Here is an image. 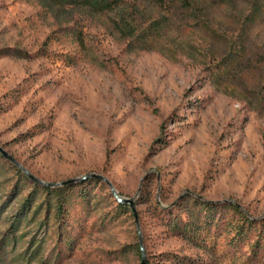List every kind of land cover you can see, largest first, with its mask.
Listing matches in <instances>:
<instances>
[{
	"label": "rangeland",
	"instance_id": "374dc122",
	"mask_svg": "<svg viewBox=\"0 0 264 264\" xmlns=\"http://www.w3.org/2000/svg\"><path fill=\"white\" fill-rule=\"evenodd\" d=\"M4 49L31 57H0V147L44 183L95 173L117 195L74 183L59 218L54 198L37 213L38 191L25 216L35 182L0 152V264H142L143 252L150 264H264V225L257 256L255 233L240 252L226 234L201 249L157 209L186 217L179 205L195 196L264 221V0H138L102 15L0 0ZM118 198L134 209L119 214Z\"/></svg>",
	"mask_w": 264,
	"mask_h": 264
},
{
	"label": "trees",
	"instance_id": "16d2710c",
	"mask_svg": "<svg viewBox=\"0 0 264 264\" xmlns=\"http://www.w3.org/2000/svg\"><path fill=\"white\" fill-rule=\"evenodd\" d=\"M49 5L55 9L58 8L64 11L78 10L82 12H87L92 15H102L104 13H115L117 10H121L126 13V6H128L133 1L138 0H46ZM128 25L124 24L121 27L123 33H127L129 37L134 38L137 33V27H133L130 22H127ZM162 21L153 22L149 29L141 33L138 37L141 39L140 42L145 46H148V42L144 41L149 36H154L159 33ZM78 38L83 40L82 35L78 34ZM82 42V41H81ZM144 50H147V47H141ZM3 56H13L18 58H29L30 54L27 52L21 51L19 49H4L0 50V57ZM4 157L2 156V159ZM6 158V157H5ZM7 159V158H6ZM16 166V165H15ZM14 165V168L19 175L25 181L30 179L24 175L23 171L19 168L17 169ZM78 185L72 183L67 184L61 188H51L49 186H43L38 183L33 185L36 187V191L30 194L25 200V203L22 207L20 214H26L32 209V205L36 202V195L38 191L46 193L47 197L45 199L46 203L44 206H41L39 213L44 207L53 208V201L50 198L60 200L57 204L56 215L61 218L63 216V204L65 203L62 200V196L65 191L75 189L76 186L84 185L86 183H102L101 180L97 178H88L81 182ZM76 185V186H75ZM143 200H147L149 195L148 189L143 193ZM83 196H87L85 193ZM181 208H184V212H187V216L174 214V212L161 209L159 206L157 209L161 213H167L170 217L165 223L166 227L170 229L173 235H176L182 240L193 244L199 248H207L209 242L212 241V238H215L216 235L222 237L224 234L227 235V246L229 250L235 252H240V245L243 243H251L249 241L253 234L257 235L256 242L252 245L251 253L254 256H257V253L261 250L262 244L260 239L263 238V232H261V226L264 225V221H258L252 218L247 212L242 210V208L234 202H224V203H213L211 201H206L203 198H198L195 196H187L182 199L180 203ZM181 210V209H180ZM117 211L119 214H127L131 211L128 205L124 203H118ZM22 217H20L21 220ZM211 252V250H210ZM161 262L160 264H206L202 259H194L191 257H183L176 253L163 254L160 255ZM150 264V263H146Z\"/></svg>",
	"mask_w": 264,
	"mask_h": 264
},
{
	"label": "water",
	"instance_id": "95a60500",
	"mask_svg": "<svg viewBox=\"0 0 264 264\" xmlns=\"http://www.w3.org/2000/svg\"><path fill=\"white\" fill-rule=\"evenodd\" d=\"M0 152L2 153V155H4L10 162L14 163L20 170H22L26 176L28 178H30L31 180H33L34 182L40 184V185H43V186H49V187H61L62 185H67V184H72V183H76L77 181H80V180H85V179H88V178H97L99 180H101L102 182L104 183H108V185L110 186L112 192L116 194V191H115V188L113 187L112 183H110L106 178H104L103 176L101 175H98V174H95V173H92L91 175H87L81 179H76V180H70V181H66V182H63V183H60V184H53V183H47V182H43L41 181L40 179H38L37 177H35L30 171L26 170L14 157H12L11 155H8L3 148L0 147ZM119 199V202L120 203H123L125 201V203L127 204H130L132 206V208L134 209V199H128V198H118ZM142 264H146V260H145V254L143 252V263Z\"/></svg>",
	"mask_w": 264,
	"mask_h": 264
}]
</instances>
